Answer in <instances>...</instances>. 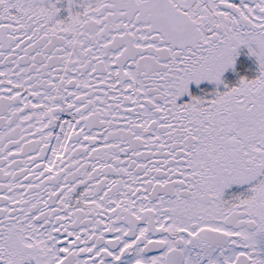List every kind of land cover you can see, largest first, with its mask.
Returning a JSON list of instances; mask_svg holds the SVG:
<instances>
[{
  "label": "snow or ice",
  "instance_id": "snow-or-ice-1",
  "mask_svg": "<svg viewBox=\"0 0 264 264\" xmlns=\"http://www.w3.org/2000/svg\"><path fill=\"white\" fill-rule=\"evenodd\" d=\"M0 264H264V0H0Z\"/></svg>",
  "mask_w": 264,
  "mask_h": 264
},
{
  "label": "flooded vegetation",
  "instance_id": "flooded-vegetation-1",
  "mask_svg": "<svg viewBox=\"0 0 264 264\" xmlns=\"http://www.w3.org/2000/svg\"><path fill=\"white\" fill-rule=\"evenodd\" d=\"M66 2V0H65ZM62 16H67V9H62ZM237 71L229 69L225 73V84L220 85L221 90H225L227 86L234 85L238 83L239 77L241 75H248L250 78L258 75V63L255 61L254 57L248 55L247 48L241 49V55L238 57V62L236 65ZM193 93L201 96L212 97L215 95L216 85L215 82H203L201 86H196L195 83L192 85ZM237 185H233L226 190V198H230L231 194L237 193Z\"/></svg>",
  "mask_w": 264,
  "mask_h": 264
},
{
  "label": "rangeland",
  "instance_id": "rangeland-1",
  "mask_svg": "<svg viewBox=\"0 0 264 264\" xmlns=\"http://www.w3.org/2000/svg\"><path fill=\"white\" fill-rule=\"evenodd\" d=\"M235 186V185H234ZM243 189H244V186H241V185H237L236 186V190L238 191V192H240V191H243ZM237 192V193H238Z\"/></svg>",
  "mask_w": 264,
  "mask_h": 264
}]
</instances>
